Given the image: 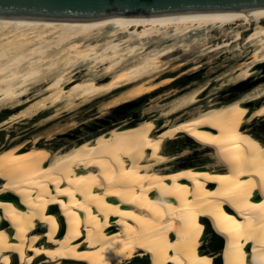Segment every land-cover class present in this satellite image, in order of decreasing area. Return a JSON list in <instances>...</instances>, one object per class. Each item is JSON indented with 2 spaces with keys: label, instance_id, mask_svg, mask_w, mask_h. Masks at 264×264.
<instances>
[{
  "label": "bare ground",
  "instance_id": "1",
  "mask_svg": "<svg viewBox=\"0 0 264 264\" xmlns=\"http://www.w3.org/2000/svg\"><path fill=\"white\" fill-rule=\"evenodd\" d=\"M213 31L230 38L212 43ZM239 40L251 52L213 81L223 89L262 72L250 89L203 108L210 80L170 87L199 70L186 68L197 58L181 56L238 51ZM146 95L165 103L76 144L51 150L34 137L0 146V264H124L137 255L264 264V134L248 127L264 120V6L79 21L0 16V128ZM179 137L214 162L170 165L177 156L165 144Z\"/></svg>",
  "mask_w": 264,
  "mask_h": 264
},
{
  "label": "rangeland",
  "instance_id": "2",
  "mask_svg": "<svg viewBox=\"0 0 264 264\" xmlns=\"http://www.w3.org/2000/svg\"><path fill=\"white\" fill-rule=\"evenodd\" d=\"M217 31H213L211 34L210 42L220 41L229 36L223 35ZM217 37H220L217 39ZM240 47L238 51H231L234 45L229 48H223L219 51L207 53L203 56H199V53L194 51L181 56V60H188L191 58H197L194 63H189L186 68L192 67L194 64L199 65V70L194 73L182 74L176 78L170 85L175 89H181L188 84L196 86L197 84L203 83L206 80H210L211 85L200 99L197 105H202L203 108L207 107L208 100L227 102L232 98L237 97L242 92L250 89L258 79V76L262 72L256 73L254 76L249 78L246 82H242L235 85H227L223 89H220L218 83L213 81L217 75L222 71L235 66L240 63L252 50L247 45H243L242 40H239ZM180 54L176 52L174 54ZM213 59V62L209 61ZM173 66L178 64V61H173ZM185 68V69H186ZM221 71V72H219ZM216 72V73H214ZM180 74V73H179ZM254 80V81H253ZM256 80V81H255ZM164 89H159L152 94V97L157 93L162 92ZM150 95L143 96L136 100H133L128 106L116 107L115 109H105L101 107V99L95 100L92 103L79 107L72 112L62 113L58 118H55L43 126H39L40 117L48 114L52 111L49 110L44 114L35 117L32 120H25L12 125H4L5 127L0 128V146L5 144L9 145L16 141L26 140L29 143L34 137H40L42 144L48 146L51 150H55L62 145H73L86 138L97 135L99 132L110 128L115 124L122 122L135 123L141 119L144 112L154 105L165 103V101L154 100L150 101ZM128 103V104H129ZM3 113V114H2ZM0 112V118L5 116L7 113ZM248 127L252 129L258 137L264 134V120L258 119ZM15 140V141H14ZM184 149L187 151L183 152ZM165 153L170 156H177L175 160L170 162V165L177 167L187 165H202L211 164L214 161L211 160L207 149L199 146L196 141H190L187 137H179L174 139L172 142L165 144ZM209 244L218 249L219 246L216 244V239L213 237L209 240ZM151 259L147 255H137L124 262L127 264L133 262L134 264H150ZM44 263L41 258L36 260L33 264ZM47 264H49L47 262ZM152 264V263H151Z\"/></svg>",
  "mask_w": 264,
  "mask_h": 264
},
{
  "label": "water",
  "instance_id": "3",
  "mask_svg": "<svg viewBox=\"0 0 264 264\" xmlns=\"http://www.w3.org/2000/svg\"><path fill=\"white\" fill-rule=\"evenodd\" d=\"M256 6H264V0H0V16L79 21Z\"/></svg>",
  "mask_w": 264,
  "mask_h": 264
},
{
  "label": "trees",
  "instance_id": "4",
  "mask_svg": "<svg viewBox=\"0 0 264 264\" xmlns=\"http://www.w3.org/2000/svg\"><path fill=\"white\" fill-rule=\"evenodd\" d=\"M40 264H47V263H40ZM127 264H134V263L133 262H129ZM145 264H149V263L146 262ZM150 264H151V261H150Z\"/></svg>",
  "mask_w": 264,
  "mask_h": 264
},
{
  "label": "flooded vegetation",
  "instance_id": "5",
  "mask_svg": "<svg viewBox=\"0 0 264 264\" xmlns=\"http://www.w3.org/2000/svg\"><path fill=\"white\" fill-rule=\"evenodd\" d=\"M128 104V103H127ZM127 104H124L123 106H128ZM119 107H121V106H119ZM118 108V107H117ZM255 122V121H254ZM254 132V131H253ZM255 133V132H254Z\"/></svg>",
  "mask_w": 264,
  "mask_h": 264
}]
</instances>
